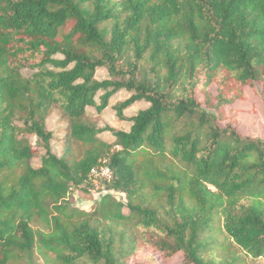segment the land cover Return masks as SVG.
<instances>
[{"label": "trees", "instance_id": "16d2710c", "mask_svg": "<svg viewBox=\"0 0 264 264\" xmlns=\"http://www.w3.org/2000/svg\"><path fill=\"white\" fill-rule=\"evenodd\" d=\"M256 87L264 0H0V264H129L143 250L165 263L264 259V140L220 125ZM123 91L114 112L128 131L87 119ZM102 167L108 193L91 212L72 207ZM231 246L239 254L214 256Z\"/></svg>", "mask_w": 264, "mask_h": 264}, {"label": "rangeland", "instance_id": "374dc122", "mask_svg": "<svg viewBox=\"0 0 264 264\" xmlns=\"http://www.w3.org/2000/svg\"><path fill=\"white\" fill-rule=\"evenodd\" d=\"M147 70L149 66L143 65ZM98 80H104L107 78V72L104 70L99 71L97 74ZM129 94L126 91L116 94L110 101V107L106 109L103 113L98 114L95 109L91 108L88 110L87 119L97 126L98 128L112 127L115 130L128 131L130 123L127 121H120L116 117L114 112V105L116 103L125 100ZM244 99L237 102L230 108H226L227 120L221 123L224 126L227 123H232L242 136L250 137L255 140H264V89L261 87H256L254 89L244 90ZM202 100V98H200ZM148 105L145 103H140L135 105V107L125 112L126 117H131L138 111L145 109ZM47 130L51 131L54 135V139L51 143L52 152L61 157L65 151V135L67 133V123L60 119L58 110H54L46 121ZM100 138L107 142H113L114 137L111 133H104L100 135ZM33 145L38 144L35 137H29ZM73 153L79 155L81 149L74 148ZM45 156V151L40 150L36 158L32 160V165L34 167H39L42 158ZM108 192L104 190L101 181L97 180L95 187L90 193H85L81 191H74L69 196V203L72 207L80 209L82 211L91 212L93 211L102 197ZM115 199L120 202L126 203V198L120 193L111 192ZM127 213V209H125ZM224 236L219 238L222 240ZM239 249L235 246L224 247L214 252V256L217 258H227L229 256H234L239 254ZM38 264H44L41 259H38ZM129 264H182V257H175L170 263H165L159 254L152 251H138L132 258ZM250 264V263H249ZM251 264H264V259H259Z\"/></svg>", "mask_w": 264, "mask_h": 264}, {"label": "built area", "instance_id": "2783aa9c", "mask_svg": "<svg viewBox=\"0 0 264 264\" xmlns=\"http://www.w3.org/2000/svg\"><path fill=\"white\" fill-rule=\"evenodd\" d=\"M92 176L97 180V179H101V178H110L111 177V173L110 170L106 167H102L100 170H95L92 173Z\"/></svg>", "mask_w": 264, "mask_h": 264}]
</instances>
